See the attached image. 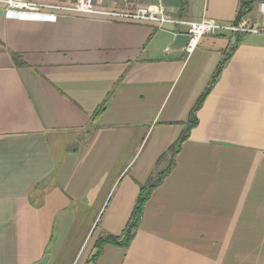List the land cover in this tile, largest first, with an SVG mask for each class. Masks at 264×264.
<instances>
[{
    "label": "crops",
    "instance_id": "obj_1",
    "mask_svg": "<svg viewBox=\"0 0 264 264\" xmlns=\"http://www.w3.org/2000/svg\"><path fill=\"white\" fill-rule=\"evenodd\" d=\"M94 1L126 12L158 0ZM160 1L172 19L252 30L205 34L188 55L167 50L185 26L14 18L0 5V264H71L91 231L81 264H264V0L239 24V0ZM223 59L132 240L93 258L99 237L122 234Z\"/></svg>",
    "mask_w": 264,
    "mask_h": 264
},
{
    "label": "built area",
    "instance_id": "obj_2",
    "mask_svg": "<svg viewBox=\"0 0 264 264\" xmlns=\"http://www.w3.org/2000/svg\"><path fill=\"white\" fill-rule=\"evenodd\" d=\"M5 15L14 18L56 20L62 13L108 15L138 22H155L160 26L175 24L185 26L189 40L185 46L186 54H191L196 48L200 38L217 30L251 31L234 24L217 23L210 19L188 21L167 17L164 5L160 0L156 3L142 5L126 12H110L95 7L94 0H73L69 3H58L49 0H0ZM259 9L264 10V2H260Z\"/></svg>",
    "mask_w": 264,
    "mask_h": 264
},
{
    "label": "trees",
    "instance_id": "obj_3",
    "mask_svg": "<svg viewBox=\"0 0 264 264\" xmlns=\"http://www.w3.org/2000/svg\"><path fill=\"white\" fill-rule=\"evenodd\" d=\"M255 0H239V7L237 12L236 20L234 21L235 24H239V21L242 16H244L251 7V4ZM225 63V59H223L220 64L218 65L212 80L208 87L205 89V91L200 95L198 98L196 104L192 108L188 120L185 123V128L182 131V133L178 136V138L170 144L168 149L159 157L157 161V165L160 166L148 179V181L140 187V191L136 200V204L132 210V213L130 215V218L126 224V227L124 228L123 232L119 236H113V235H105L101 236L96 240L95 246L97 248L96 254L93 256L95 258L97 254L99 253L101 247L106 243L116 244L120 246H127L129 242L132 240L134 233L140 223L141 216H142V209L144 206V203L146 202L147 198L150 195V192L153 190L154 187L159 185L163 178L170 172L172 167L175 164V157L177 153L180 151L182 142L188 137L190 130L197 125L198 119H197V111L202 105V102L204 101L205 97L210 91L211 86L216 81V78L218 77L219 73L221 72V69ZM105 109V104L100 105L93 113V117H96L99 115L103 110ZM166 163L163 168L161 164Z\"/></svg>",
    "mask_w": 264,
    "mask_h": 264
},
{
    "label": "rangeland",
    "instance_id": "obj_4",
    "mask_svg": "<svg viewBox=\"0 0 264 264\" xmlns=\"http://www.w3.org/2000/svg\"><path fill=\"white\" fill-rule=\"evenodd\" d=\"M53 1L54 2H58V3H69V2H72L73 0H53ZM164 166H166V165H163L162 168ZM101 214L102 213L99 214L96 222L94 223V226H96L97 222L99 221V218H100V215ZM80 225H81V223H80ZM91 233H92V231L88 234V236H86V238L85 237L82 238V240L79 242L78 249L76 250V252L74 254V257H73V260H72L71 264H81V262L83 261L85 255H86L88 246H89L90 242L92 241V239L94 237V234H93V236H91ZM55 236H56V234L54 235V237ZM55 241L56 240L54 238L53 239V242H55ZM45 254H48L49 255V253H45Z\"/></svg>",
    "mask_w": 264,
    "mask_h": 264
},
{
    "label": "water",
    "instance_id": "obj_5",
    "mask_svg": "<svg viewBox=\"0 0 264 264\" xmlns=\"http://www.w3.org/2000/svg\"><path fill=\"white\" fill-rule=\"evenodd\" d=\"M188 40H189V34L188 33L178 32L175 34L172 42L167 47V50L170 52L184 51ZM48 259H49V255L45 254V255H43V257L38 262H35L33 264H48Z\"/></svg>",
    "mask_w": 264,
    "mask_h": 264
}]
</instances>
